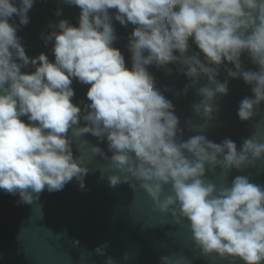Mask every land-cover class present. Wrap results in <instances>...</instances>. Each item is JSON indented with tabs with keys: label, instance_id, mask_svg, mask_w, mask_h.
I'll use <instances>...</instances> for the list:
<instances>
[{
	"label": "clouds",
	"instance_id": "obj_1",
	"mask_svg": "<svg viewBox=\"0 0 264 264\" xmlns=\"http://www.w3.org/2000/svg\"><path fill=\"white\" fill-rule=\"evenodd\" d=\"M34 2L0 0V190L31 204L45 189L60 191L74 178L83 189L88 169L74 158L68 133L91 134L106 139L113 153L109 159L120 174L110 175L109 185L137 182L159 212L171 209L177 223L188 222L203 256L264 264V186L247 175L221 188L206 180L210 170L242 172L264 159V143L249 137L238 150L230 138L179 140L174 105L147 70L179 64L193 84L206 77L194 110L210 121L218 111L216 97L228 94L227 82L217 79L219 69L231 64L235 71L228 69V76L251 87L237 110L240 121H250L264 104V0H63L80 9L79 22L74 27L60 20L58 31L46 37L54 62L43 53L29 58L17 35ZM13 17L19 24L10 23ZM113 18L135 26L127 45L131 68L113 47ZM190 40L203 62L188 55ZM244 53L258 70L242 69ZM29 65L35 70L21 71ZM73 79L90 85L83 113L72 102ZM91 151L104 155L98 146ZM165 187L171 190L166 196ZM105 264L114 262L109 257ZM160 264L180 262L162 256Z\"/></svg>",
	"mask_w": 264,
	"mask_h": 264
},
{
	"label": "water",
	"instance_id": "obj_2",
	"mask_svg": "<svg viewBox=\"0 0 264 264\" xmlns=\"http://www.w3.org/2000/svg\"><path fill=\"white\" fill-rule=\"evenodd\" d=\"M58 11L60 15H57ZM109 11L110 15L115 12ZM79 14L78 7L66 5L63 0H35L28 13L29 23L17 31L26 55L35 58L43 53L54 62L53 42L46 41V37L52 31H58L55 25L60 20L78 27ZM12 22L19 24V19L13 17ZM112 24L117 36L113 47L121 51L126 66L131 68L127 45L135 26H122L114 18ZM188 55H199L204 61L203 54L191 40ZM241 67L258 70L247 53L241 56ZM228 69L235 71L233 65L224 64L217 76L220 82H227L228 94L216 97L214 107L218 111L213 113L212 120L205 121L202 113L195 112L194 105L202 100L197 93L200 87L208 84L206 77L193 84L179 64L160 69L148 66L156 87L174 105L179 119V140L205 135L220 143L230 138L236 142L238 150L242 141L249 137L264 143V104L250 121H240L237 117L239 103L244 97L251 96L252 91L242 79L229 77ZM34 70L31 65L21 69L24 73ZM71 87L75 93L72 102L81 107L83 113L90 103L86 97L90 85L73 79ZM21 119L27 123L26 117ZM84 125L81 120L79 126ZM68 137L72 141L74 158H79L88 169L85 187L80 188L74 178L60 191L45 189L31 204L18 203V194L14 196L0 190V264H105L109 257L114 264H160L162 256L180 264H242L215 255L203 256L192 239L188 222L180 220L177 223L171 209L168 214L159 212L137 182L110 186L108 177L120 173L109 159L113 153L109 151L106 139L91 134L72 137L71 130ZM92 146H98L104 155L93 153ZM237 175H247L251 182L264 186V159L245 167L242 172L210 170L206 180L221 188L230 186ZM170 191V187H165L164 195ZM73 241H79V244L73 246ZM98 247L103 249V254L96 252Z\"/></svg>",
	"mask_w": 264,
	"mask_h": 264
}]
</instances>
